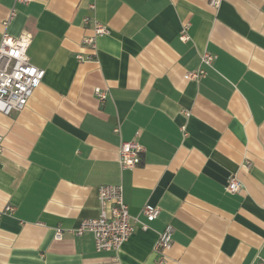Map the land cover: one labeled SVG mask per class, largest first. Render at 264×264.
<instances>
[{"label":"crops","instance_id":"obj_1","mask_svg":"<svg viewBox=\"0 0 264 264\" xmlns=\"http://www.w3.org/2000/svg\"><path fill=\"white\" fill-rule=\"evenodd\" d=\"M91 1L0 0V41L31 32L29 58L45 69L21 111L0 112V208L15 207L0 214V264L264 257V0ZM85 16L110 30L95 50L83 43L93 34ZM204 52L218 55L212 65ZM200 68L204 77H186ZM123 141L142 147L132 169L120 164ZM232 176L239 192L227 189ZM103 184L123 186L135 227L118 252H98L93 233L74 231L98 216ZM147 203L160 208L154 220ZM167 225L173 244L158 263Z\"/></svg>","mask_w":264,"mask_h":264},{"label":"built area","instance_id":"obj_2","mask_svg":"<svg viewBox=\"0 0 264 264\" xmlns=\"http://www.w3.org/2000/svg\"><path fill=\"white\" fill-rule=\"evenodd\" d=\"M32 0H16V2L27 3ZM95 1L92 0L88 7L95 8ZM223 0H209V4L214 8H219ZM15 15L12 10L10 19ZM84 23H91L93 34L84 38L83 43L95 50L97 47V38L110 32L108 26L96 18L91 16L84 17ZM32 33L25 31L19 36H12L5 32L0 41V112L10 114L13 111H21L28 103L35 89L41 84L45 69L33 64L29 58L28 49L32 42ZM180 38L188 41L190 35L188 33V25L181 30ZM218 55L210 52H204L201 55L202 63L212 65ZM78 58L83 59V55L79 54ZM206 75V71L200 68L195 71L186 73L188 79H200ZM95 93L101 103H104L107 94L100 87L95 88ZM116 131L119 128L115 129ZM3 136L0 134V154L3 151ZM141 145L136 141H123L119 147V160L123 169H132L136 167L140 161ZM230 192H239L242 189L240 180L232 176L227 184ZM99 214L93 218L82 220L79 226L74 230L75 234L81 235L84 232H91L94 235L95 247L98 252H118L122 245L129 239L135 227L132 222V216L129 207L124 200V189L121 184H103L99 187ZM15 209L12 205H7L1 213H11ZM142 213L149 219L154 220L160 214V208L153 204H145L142 207ZM143 227L147 225L142 224ZM172 225H167L160 233L155 245L158 263L167 261L166 252L173 244ZM56 239L63 238V231L57 228ZM264 263V257L257 256L251 264L256 261Z\"/></svg>","mask_w":264,"mask_h":264}]
</instances>
